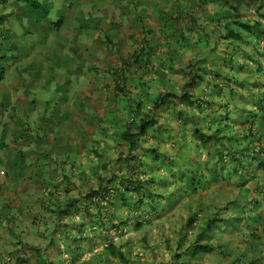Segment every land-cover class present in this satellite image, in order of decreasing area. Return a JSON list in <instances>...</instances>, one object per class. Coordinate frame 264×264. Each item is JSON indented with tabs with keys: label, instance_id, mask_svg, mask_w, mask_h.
<instances>
[{
	"label": "crops",
	"instance_id": "1",
	"mask_svg": "<svg viewBox=\"0 0 264 264\" xmlns=\"http://www.w3.org/2000/svg\"><path fill=\"white\" fill-rule=\"evenodd\" d=\"M35 1L43 10L21 0H0V264H38V256L52 264H97L90 259L91 251L98 253L96 244L91 248L75 241L78 252L72 254L67 240L82 235L73 225L83 220L81 202L78 209L55 212L104 177L106 167L101 170L100 164H110L106 170H112L120 148L128 150L121 136L127 130L119 125L130 114L139 116L134 108L140 100L150 106V96L156 94L152 86L158 81L172 91L169 78L176 65L189 62L194 51L209 50L207 44L198 45L207 39L202 29L213 39L222 30L220 15L232 4L239 20L249 21L245 8L253 9L250 21L264 31V0ZM57 19L62 22L55 29ZM251 42L262 44L256 47L264 54V35L222 41L218 51L235 59L240 56L235 48L246 53ZM195 90L193 95L209 96L212 107H219L195 117L223 127L218 122L225 116L223 124L230 127L220 136L227 138L220 141L224 147L217 148L234 156L221 167L212 157L197 163L208 162L222 174L210 178L205 199L206 215L221 221L202 241L211 246L210 253L197 255L196 264H264V111L258 112L256 100L245 99L239 90L242 103L236 105L223 100L224 92L214 96V87L206 93L201 87ZM163 151L168 156L173 152ZM190 153L198 159L210 154ZM123 237L117 244L125 243ZM79 246L85 252L80 254Z\"/></svg>",
	"mask_w": 264,
	"mask_h": 264
},
{
	"label": "trees",
	"instance_id": "2",
	"mask_svg": "<svg viewBox=\"0 0 264 264\" xmlns=\"http://www.w3.org/2000/svg\"><path fill=\"white\" fill-rule=\"evenodd\" d=\"M21 1H24L25 3H27L33 9L43 10V7L35 0H21ZM233 1H237V0H232V2ZM238 1H242V0H238ZM257 11L259 10L257 9ZM226 12L229 13L227 14V16L231 21L225 23L224 28L221 31H217V34L215 33L216 35L213 39L209 38L210 36L213 37V34L207 32L205 29H202L204 31V36L207 39L205 40V42L198 44V45H201V46H206V44L208 45L209 50L203 53L205 57L208 58L207 59L208 62H214L216 58L219 61L225 62L226 65L227 64L233 65L232 60L225 61V57L227 54L226 52L218 51V44L222 41L224 43L228 42V44H230L229 41L242 42L245 35L247 36L249 35L259 36L260 34L264 35V31H262L259 25L255 23L254 21L251 22L250 20L249 21L238 20L236 6H233L231 4V10L229 9ZM233 13L237 17L232 20V15L230 16V14H233ZM221 17L222 16L220 15V18H219L220 20H221ZM260 17L263 18L264 13ZM219 19H217V21H219ZM61 22L62 20L59 19V22H56L54 24L55 29H57L60 26ZM231 24L235 25L236 28L234 29L231 28L230 26ZM193 55H195V53L192 52V56ZM192 58L191 60H189V62L184 63L185 66L184 64H180V66L184 67L182 69L188 73L189 78L185 82V84L182 86L181 93L179 95H176L174 92L160 93L158 95L153 94V96H150V99H149L151 100V103H153L152 104L153 109H158L162 107L163 105H165L166 104V101L164 99L165 97H173L175 99H178L181 105L184 106V108L181 107V108H177L174 110L172 109L168 110L170 113L168 116L170 118H174L175 121L178 122L176 124L177 125L176 128L178 127V124L181 125L182 131L177 130V129L176 130L171 129L170 128L171 126L169 125V119L167 117V114H165L166 115L164 117L165 121L163 122L165 127H163V129H161V131L158 133V134L166 133L168 135L169 133L171 134V138H172L171 147H173L174 149L171 155L170 156L166 155L163 150H157L155 148H151L148 151H150L149 154L150 153L153 154L152 159L149 158V159L140 160V158L135 156L138 153V150L136 149H138L139 139L146 136L148 131H151L152 133H154L156 137L158 136V134H156V127H157V123L159 122L152 115L148 114L151 112V110L149 111L141 110V109H145L146 107V104L144 106L141 100L138 103H136L135 109L137 111L134 110L135 112L134 114L140 115L141 112H143V115H144L143 117H138L140 118L139 126L137 127L136 125L134 132L129 130L121 134L122 139L125 142H127L128 152L132 156V161H130L129 165L127 163L126 166L129 167L131 165L138 164L139 166H141L140 168H143V169L146 168V171H148L149 173L146 175L151 177V178L149 177L146 178V180H148V183L151 185V187H154L155 184H158L159 182L164 181L163 185H166V187H170L171 189L169 190L170 192L167 194V199L169 197H172V200H175V199L179 200L178 198H176L177 196L174 195V191L176 190L179 191L181 194L189 195V193L199 192L208 186L207 178L203 176V174L200 173L201 171H197V173L193 171V168L195 167L196 162L192 161L193 155H191L190 153L191 149H193L192 151L198 150V152H200L199 155H201V152L205 150L207 151L209 150L210 154H208L207 157H212L213 161L216 160L217 162L220 160L219 163H222V157L224 156H228L229 158L232 157V159L234 158L233 153H231L230 151L229 153L223 155L222 151L217 148V145H222L224 147L223 143H221L220 141L223 139L224 140L227 139L225 136L220 137L222 135L221 133L226 131L227 129L225 128V126L218 127L217 124H215L214 122H209V121L205 123H200L197 117H195L194 115L192 117L190 115L191 110L194 105L201 112H203V109H205V107H202V103H204L203 95H199V96L189 95L187 94L186 89L190 85L198 84L197 82L204 83L207 81L209 83L212 81V79H214L213 81V87L215 89L214 96H217L218 94L222 93L225 87H226V90L224 91V94L229 92V95H233L235 90H232L233 88L230 87L228 83L230 81L237 82L240 80L236 78V76H230L228 74V72L230 71H227V74H223V72L217 71V74L212 75L211 77H208L207 73L204 72L206 65L203 67H200L199 65L200 61L194 62L193 61L194 59ZM248 59H251V58H248ZM246 61H249V60L246 59ZM245 67H246V64H245ZM237 69L238 71L241 72V70L243 69V65L238 66ZM258 69L257 71H259ZM3 71H4L3 69H0V80L3 77ZM233 71L235 74L238 72L236 71V68H234ZM201 72H204V73L201 74ZM237 83L240 86L244 84L242 81L237 82ZM256 102L258 103V106H260L261 111H264V105H263L264 104V91H262V93L260 92V95H257ZM163 124H159L160 127ZM172 131L174 132L176 131V132L172 134ZM157 138L158 140L163 141L162 135L158 136ZM230 139L232 138L230 137ZM1 146L3 147V144L2 145L0 144V147ZM248 158H250L251 160L250 156H248ZM237 160L238 159H235V161ZM220 167H221V164H220ZM103 168H105V165L103 166ZM156 172H159L158 173L159 175L156 174ZM160 172H163L162 176ZM166 177L170 178L172 180V183L171 181L169 183L166 182L167 181ZM118 179L120 180L122 178L119 177ZM136 180H137V177L135 178V181ZM137 183H138V186L136 188H133L130 191L127 190L128 192H132L136 199L132 198L131 200H129L126 194L118 196V198H120L121 200V203L115 208L118 209L120 212L125 211V209L129 210L127 211L128 213L130 211L140 210L142 214H148L151 218L154 217L155 219H160L161 217L163 218L166 217L165 219L166 222L170 220L169 217L173 213L169 207L167 206L165 207V204L160 203V200L163 198V196L161 195L152 196L153 188H149L147 195H146L145 192H143L144 189L142 188L139 181ZM100 193H101L100 188L87 189L84 196L79 195V197L76 199H70L68 200V204L65 205L67 207L74 208L76 207L78 202H81V208L82 206H84L83 220H80V222L76 221V223L73 224L75 225L77 229L78 228L81 229L80 232L82 235L67 237V240L70 241L69 245L70 247H72L71 253L75 254L78 252V248L75 246V241L77 243H84L86 246L91 247L93 246V243L98 246L99 241L103 240L107 242V244H104V248H103L104 252H101V254L100 253L96 254L95 257L94 256L90 257V259L96 260L98 262L97 264L104 263L103 261H110V260H117L119 264H140L137 258L128 259V256H126V254L123 253L122 251L124 247L128 246L127 243L128 241L130 242V240H127L125 244H121V243L114 244L113 240L107 236H105L103 239L100 238V236L103 233H108L110 230L114 231L115 234H117L119 237L124 236L125 235L124 232L128 231V228H127L128 223H127V220H124L125 218L118 216L119 215L118 213L117 214L113 213V214H109L106 217H102L101 215L96 214L97 216L94 218H97V222H92L91 220L87 219V214H88V217L91 216L89 214L90 205L103 208L102 206H100V202H98V198L102 197ZM181 194H179L178 197H181ZM155 197L160 198L158 202H156ZM170 205H173V202H170ZM70 208H65L63 210L58 208V212L63 213L67 211H72V209ZM76 209H78V206L76 207ZM141 217L144 218V216H141ZM196 217L197 215H193V214L188 216L187 222H186L187 227L180 230L179 235L181 236V238L178 241H175L177 247H180L182 240L186 237L187 233L192 230V225L194 221L200 220L202 222V224L198 226V231L194 239L195 241L194 245L188 250V255H187L188 260L186 262H182V261H179L178 259L179 261L177 262L178 264H186V263L188 264V262L195 259L197 255L208 254L211 251V246L208 243H203L202 241L203 239L207 237V233H209L215 227V225L219 223L221 220L220 218L214 215H206V216L204 215V216H199L197 218ZM201 217H204L203 219L204 221L201 219ZM94 218H91V219H94ZM115 218L119 221L118 224L113 223V220ZM142 225L143 224H141L140 222L134 226V229L138 230L141 228ZM115 243H119V242H115ZM85 249L88 250L87 248ZM191 249H192V252H190ZM83 251H84V248L83 247L81 248V246H79L80 254ZM35 252L38 253L37 250H35ZM179 255L180 254L174 255L175 259L180 258ZM38 258L40 259L38 264H52V263H46V260L42 259V257L40 256H38ZM228 264H238V262H230ZM244 264H256V263L252 260H249L248 262H245Z\"/></svg>",
	"mask_w": 264,
	"mask_h": 264
},
{
	"label": "rangeland",
	"instance_id": "3",
	"mask_svg": "<svg viewBox=\"0 0 264 264\" xmlns=\"http://www.w3.org/2000/svg\"><path fill=\"white\" fill-rule=\"evenodd\" d=\"M245 11H246V14L244 16L245 19L254 20V17L256 14H255V12H253V9H246L245 8ZM226 13L227 12L225 11L221 17L220 29L224 28V24L226 23L227 20L231 21L229 18H227L228 17L227 14H229V13H227V14ZM262 13L263 12H261V14ZM230 15H232V20L236 18L234 13L230 14ZM55 21L59 22V19H57ZM54 24H53V26H54ZM230 26L233 29L236 28L235 25L231 24ZM251 36H253V35H251ZM252 41H253V39H252ZM233 43H235V42H233ZM249 44H250L249 49H248L249 51H247L246 53L238 52L241 50L240 49L241 47L235 48L234 51H236V53H238L240 55V56H236L235 59H232V58L228 59V56L225 57V61L226 60H232L233 65H231V64L226 65L225 62L219 61L216 58H215L214 62H208V60H207L208 58L205 57L204 54L203 55L202 54H196L195 51L193 52V53H195V55L192 56L193 57L192 59H194L193 61L194 62L200 61V63H199L200 67H203L206 65L205 71L211 72L213 75H215V74H217V68H221L222 70L228 69L226 71L231 72L230 76H236V78H238L240 81H242L244 83L242 86H240L237 83L240 81H237V82L230 81L228 83L230 85V87L235 88L232 90L236 91L235 93H236L237 98L233 97L234 95L233 96L229 95V92H228V93L224 94L223 100L226 101L228 104H231V105H236L238 103H242V102H239L240 99L238 97L241 94L246 96L245 99H250L252 101H255L257 95H260L261 89L264 88L263 87V85H264V54H261L260 49H257V47H256V46H261L262 44L257 45V43H255V42H251ZM247 54H248V57H247ZM248 58H251V59H248ZM246 59L249 61H246ZM182 64H184V63H182ZM245 64H246V67H245ZM240 65L241 66L243 65V69L241 70V72L238 71V69H237L238 66H240ZM176 66L178 69L169 78V82H170L169 86H171L173 88L172 91H169L171 89L166 90V83L162 87V83L157 81V84L152 86V88H153L152 92H156L155 95H158L160 88H161L160 93L174 92L176 95H179L181 93V87L188 80L189 75L187 72H185L182 69L184 67L180 66L179 64ZM184 66H185V64H184ZM234 68H236V71H238L236 74L233 71ZM257 69L259 71H257ZM157 71L160 72V69H158ZM203 73L204 72H201V74H203ZM152 78H157V77L153 76ZM213 80L214 79H212V81L209 83L207 81L204 83H198L195 87H194V85H190L186 89V92H187V94L191 95V94L196 92L195 89L197 87H201L206 92H207V90L208 91L210 90L212 92L213 91ZM255 85H257V86H255ZM223 90L225 91L226 87ZM237 90H239L241 92V94H239L237 92ZM208 98H209V96H207V99ZM164 99L166 101V104L163 105L162 107L158 108V109H153L152 108L153 103H151L149 107L146 106L145 109H141V110H144V111L151 110V112L148 114L152 115L155 119L158 120L159 123H157L156 134H158L161 131V129H163V127H165L163 124V121H162L163 119L165 120V118H164L166 116L165 114H167V117L169 119V125L171 126L170 128L173 130L177 129V130L182 131V127L180 124H178V127L176 128V126H177L176 124L178 122H176L174 118H170L168 116L170 114L168 110L169 109L174 110V109L181 108V107L184 108V106L181 105V103L178 99H175L173 97H165ZM232 100H233V103H231ZM217 102H220V101H218V99H217ZM193 108L196 111L195 112L193 111L192 114L200 113V110L198 108H195V107H193ZM214 108H219V107L216 106V107H213L212 109H214ZM134 110L137 111L135 108H134ZM211 111H213V110H211ZM257 111L261 112L260 106H258ZM143 116H144L143 112H141V114L138 117H143ZM194 116H196V114ZM251 116L252 115H250L249 117L251 118ZM138 117L136 115H134V116L131 114L128 115L125 118L126 122L121 123L119 125V127L123 128L124 130H127V131H129L130 128L136 127V125L138 127L139 126V120H140V118H138ZM192 117H193V115H192ZM161 118H163V119H161ZM216 118H222V117L216 115ZM132 119H133V121H132ZM226 120L227 119L224 116L223 119H221L220 122H218V123L221 126L229 125V124H223V123H225ZM247 120L250 121L251 119L247 118ZM159 124H163V125H161V127H160ZM112 128L113 129L115 128V124H113ZM133 129H135V128H133ZM175 132L172 131V134H174ZM161 135H162L163 141H160L157 138L158 136H161ZM178 135H180V134H178ZM158 136L156 137L154 135V133H152L151 131H148L147 135L144 138L139 139V146H138V149H136V150H138V153L135 156L140 158V160L141 159H149V158L152 159L153 154L152 153L149 154L150 151H148L151 148H155L157 150H174L173 147H171L172 138H171L170 133H169V135L166 133H162V134H158ZM221 149L222 148H220V150ZM140 150H143V151H140ZM191 150H193V149H191ZM226 150H228V149H226ZM223 155H225V154H223ZM200 157H199V159L195 156H194V158H192V161L196 162L195 167L193 168L194 172L197 173V171H201L200 173L203 174V176H205L207 178V182H210L211 177L220 176L222 174V171H218V169H215L212 166H210L212 168L207 167L208 162L206 164L204 163L203 166H198L197 165L198 161L203 162L204 159L205 160L207 159L208 161L210 160V157H207V155L202 159H200ZM226 157H228V156L222 157V162L224 163V165L226 164L225 163ZM104 158H105V156H104ZM115 158H117V160L112 165V167H113L112 170H106V169H111L110 164H107L105 166L106 169L103 171V174H102V176H104V177L100 176V178L101 179L104 178V180L102 182H100L99 185H98V180H96V182L94 180H93V182H90L88 189L100 188V191H101L100 194L102 197L98 198V202H100V206H102L103 208H99L98 206L90 205L89 214L91 216L88 217V214H87V219L91 220L92 222H97V218H94V217H96L98 214L101 215L102 217H106L109 214H113V213L114 214L118 213L119 214L118 216L125 218L124 220H127V223H128L127 224L128 231L125 234V237H123V238L125 240V243L127 240H130V242L128 241V243H127L128 246L124 247L122 249V251H123V253L126 254V256H128V259L129 258H133V259L137 258L138 261L140 262V264H178L177 262H179V261L186 262L188 260L187 259L188 250L194 245V242H195L194 239H195L196 233L198 231V226H200L202 224V222L200 220L194 221V223L192 225V230L189 231L187 233L186 237L182 240L180 247H177L175 241H178L181 238V236L179 235L180 230L187 227L186 222H187L188 216L193 214V215H197V217H199V216H202V214H203V216L207 214L205 199H206V197L209 196L206 193L209 190V187L207 186V187H205V189H202L201 191L196 192V193H194V192L189 193V195L181 194L179 191L176 190V191H174V195H176L177 196L176 198H178L179 200H177L175 198H174L175 200H172V197H169L167 199V194L170 192L169 190H171V189H170V187H166V185H163L164 181L159 182L158 184H155L154 187H151V185L148 183V180H146V178L149 177L146 175V174H149L148 171H146V168L145 169L140 168L141 166H139L138 164L131 165L128 168V170H127V168H125L126 164L128 163V165H129L130 161H132V156L130 154H128V151H124V150H122V148H120L119 155L116 156ZM219 159H220V157H219ZM230 159H232V158H230ZM232 160H234V159H232ZM249 160H250V158H248V164L250 163ZM219 161H218V163H219ZM219 164H221V163H219ZM240 164H241V162H240ZM248 166H250V165H248ZM98 167L102 170L103 165L100 164ZM219 167H220V165H219ZM162 170H164V169H162ZM209 170H211V171H209ZM158 173L159 172H156V174H158ZM160 174L162 176L163 172H160ZM119 177H121L123 180L122 179L119 180L118 179ZM136 177H137V180L139 181V183L141 184L142 188L144 189L143 192H145L146 195H147L148 189L153 188L152 189L153 190L152 196H160V195L163 196V198L161 197L162 199L160 200V203L165 204V207L167 206L171 209L173 214L170 215V217H169L170 220H168L166 222L165 221L166 217H164V218L161 217L160 219H155L154 217L151 218L148 214H142L140 210L139 211L138 210L137 211H130L128 213L127 211H129V210L125 209V211L120 212L118 209L115 208L116 206H118L121 203V200H120V198H118V196L126 194L127 197L129 198V200H131L132 198L136 199L132 192H128V191H130L133 188H136L138 186V183H137L138 181L137 180L135 181ZM149 178H151V177H149ZM160 178H162V177H160ZM166 178H167L166 182L169 183L171 181V183H172V180L170 178H168V177H166ZM219 183H222V181H219L218 184ZM208 185H209V183H208ZM227 189L228 188H225V190H227ZM179 194H181V197H178ZM159 199L160 198L155 197L156 202H158ZM170 202H173V205H170ZM55 206H57V205H55ZM65 208H66V206H64L62 209H65ZM218 211H217L216 215L220 214V212L218 213ZM57 214H59L58 209L54 215H57ZM141 216H144V218H142ZM91 218H94V219H91ZM201 219L203 220L204 217H201ZM118 222L119 221L116 218L113 220L114 224H118ZM140 222L143 225L141 226L140 229L135 230L134 226ZM102 235L101 236L99 235L100 238H102V239L105 236H107L111 239H112V237H114L112 239L113 242L117 239V238H115L117 236V234H113L112 230H110L108 233H103ZM118 239H119V237H118ZM104 244H107V242L100 240L99 245L95 248V251H97L98 253L94 252V254H93L91 251L92 254L90 253V255L95 257L96 254H99V253L101 254V252H104V250H103ZM190 252H192V249L190 250ZM176 254H180L179 255L180 258L175 259L174 255H176ZM90 255H88V252L86 253V257L89 258ZM178 259H179V261H178ZM203 261H204V259L200 260L201 263ZM197 262H198V259L196 257L195 259L189 261L188 264H196Z\"/></svg>",
	"mask_w": 264,
	"mask_h": 264
},
{
	"label": "clouds",
	"instance_id": "4",
	"mask_svg": "<svg viewBox=\"0 0 264 264\" xmlns=\"http://www.w3.org/2000/svg\"><path fill=\"white\" fill-rule=\"evenodd\" d=\"M262 14H263V13H262ZM236 17H237V16H236ZM238 20H239V17H238ZM261 35H262V34H260L259 36H261ZM257 36H258V35H257ZM196 85H197V84H195L194 87H195ZM192 95H193V94H192ZM203 102H204V103H202V107H205V109H207V108H213V107H212V101H210L209 99L206 100V99L203 97ZM206 102H207V103H206ZM218 104H219V103H218ZM193 107L197 108L195 105H194ZM229 127H230V125H226V128H229ZM144 137H145V136H144ZM144 137H142V138H144ZM140 139H141V138H140ZM138 144H139V143H138ZM138 146H139V145H138ZM127 151H128V150H127ZM128 154H129V152H128ZM129 167H130V166H129ZM129 167L126 166L125 168H127V170H128ZM125 168H124V169H125ZM103 180H104V178H103V179L100 178V180L98 181V185H99L100 182L103 181ZM66 208H69V207L66 206ZM215 210H216V212H215V214H216V213H217V208H215ZM112 233L115 234L114 231H112ZM124 233L126 234L127 232H124ZM124 236H125V235H124ZM118 237H119L118 235L115 237V238H117V239L113 242L114 244H117V243H115V242H117V241L119 240ZM121 237H123V236H121ZM121 237H119V238H121ZM113 238H114V237H113ZM113 238H112V239H113ZM202 256H204V255H202ZM22 259H23V258H22Z\"/></svg>",
	"mask_w": 264,
	"mask_h": 264
}]
</instances>
